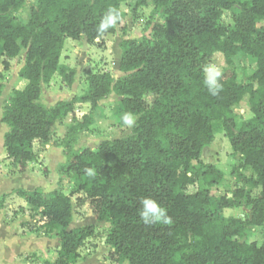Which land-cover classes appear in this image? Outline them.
<instances>
[{
    "label": "trees",
    "instance_id": "trees-1",
    "mask_svg": "<svg viewBox=\"0 0 264 264\" xmlns=\"http://www.w3.org/2000/svg\"><path fill=\"white\" fill-rule=\"evenodd\" d=\"M128 0H37L27 23L15 15L26 0H0V48L5 71L25 52L19 71L28 85L15 90L3 108L8 127L4 149L18 174L35 162L37 144H49L52 126L72 116L61 142L67 158L60 173L72 185L70 195L42 188L17 190L43 230L57 232L59 248L54 262L77 264L83 246L97 235L95 225L70 229L74 221L73 197L84 195L98 222L110 224L107 245L117 264H264V243L245 241L252 229L264 226V0H139L152 2L164 18L153 37L121 43L120 72L96 73L88 78L82 96L41 103L43 86L56 75L67 87L76 70L61 63L67 39L102 42L117 33ZM109 9L119 13L114 27L98 31ZM230 13V20L226 15ZM231 65L239 54L252 58L257 69L247 83L233 73L221 76L223 90L217 96L204 84L203 68L214 55ZM0 70V97L4 85ZM111 94L120 98V109L136 118L132 134L103 140L96 149H76L79 135L93 124L91 114L76 116L78 104L97 109ZM148 95L153 96L148 100ZM248 97L252 113L239 121L236 109ZM224 132L247 176L235 167L232 196L219 199V210L251 209L245 218H226L212 209L211 189L225 174L204 164V151ZM95 177L85 174V169ZM202 181L205 189L193 194L188 188ZM260 190L257 196L245 187ZM152 198L167 209L170 224H145L141 200Z\"/></svg>",
    "mask_w": 264,
    "mask_h": 264
},
{
    "label": "rangeland",
    "instance_id": "rangeland-1",
    "mask_svg": "<svg viewBox=\"0 0 264 264\" xmlns=\"http://www.w3.org/2000/svg\"><path fill=\"white\" fill-rule=\"evenodd\" d=\"M37 0H26L24 7L15 13L21 21L27 23L30 19L32 5L36 4ZM122 11L124 17L118 31L114 35H109L104 38L102 42L87 43L85 47L83 41H74L67 39L62 53L61 63L69 64L76 70L75 82L72 87H67L62 78L56 75L49 85L43 86L41 95V103L47 107L56 105L59 101H70L76 96H82L86 93L88 88V78L96 73L110 72L116 79L124 76L120 72L121 61V43L124 39L142 41L153 37L154 26L164 22V18L160 12L155 10L152 2L146 5H141L139 0H128L123 3ZM231 15H226V20L229 21ZM264 25V23L259 26ZM2 49L0 48V70L4 72V79L2 84L4 90L0 97V179L3 180L5 176L10 173V166L7 163V155L2 149L3 137L5 129L1 122L3 115V108L7 105L14 95L15 90H24L26 87L19 78L20 66L25 58V52L22 55L10 62L9 71H5L1 56ZM212 65L221 70V76L235 74L241 83H247L248 78L257 69L256 62L244 54H239L233 58V63L228 65L222 54L214 55ZM27 82L26 80H23ZM148 100H152L153 96L148 95ZM248 97L241 103L236 114L239 116V121L248 120L253 115L247 105ZM97 109H92L89 104H78L76 107V116L82 117L85 114H91L93 117V124L91 127L79 135V141L76 149L91 148L96 149L99 143L103 140H114L121 137H126L132 134V128L127 127L123 123V112L120 109V98L112 94L105 100L99 103ZM137 120V118H136ZM72 122V116L64 121L55 123L52 126L54 137L53 140L46 145L37 144L34 151L37 155L35 162L29 163L28 179L29 184L26 188H42L46 193L54 190H60L70 195L72 185L70 179L60 173V169L67 163L64 150L61 142L66 137L69 125ZM204 164L215 165L225 174L224 182L219 186H214L211 189L212 195V209L220 216L226 218H245L251 214V209L246 208H229L220 211L219 199L223 196H232V191L235 189V182L232 176L233 169L240 167L241 171L250 176L251 170L242 166L240 156L233 153L229 140L224 132H218L215 136L214 143L204 151L202 158ZM27 171V170H26ZM11 173H14L13 171ZM26 173V172H25ZM23 173V174H25ZM22 175V174H21ZM17 180L11 182L0 183V191H4L8 185H18ZM205 189L202 181L188 188V193H195L199 190ZM246 192H250L252 196H257L260 190L245 187ZM10 196L18 197L15 192L7 195L6 192L0 194V208L2 205H13ZM83 197H73L74 205V221L72 227L95 225L97 228V235L90 239L81 249V258L77 264H117L116 259L112 257V248L107 245L106 234L109 230L110 224L105 222H98L91 210L90 202L83 204L85 201ZM4 207V206H3ZM13 217L22 216L25 223L23 228L28 233L29 240L36 242L42 238H49L43 230V223L39 216L32 217V212L22 211L17 205L14 208ZM0 215V221L2 220ZM10 217V215H7ZM8 226L1 224L0 226V257L6 258L7 248L4 246L8 238ZM245 241L249 243L256 242L259 245L264 243V226L252 229L248 238ZM59 237L57 233H53L47 240V244L43 245L41 249L36 252L28 253L25 256L26 263L29 264H45L54 262L56 257V250H58ZM29 247V246H28ZM40 254V255H38ZM8 264H23L22 262H13L7 260ZM128 264V263H125Z\"/></svg>",
    "mask_w": 264,
    "mask_h": 264
},
{
    "label": "crops",
    "instance_id": "crops-1",
    "mask_svg": "<svg viewBox=\"0 0 264 264\" xmlns=\"http://www.w3.org/2000/svg\"><path fill=\"white\" fill-rule=\"evenodd\" d=\"M24 61H25V58L23 59L22 65L20 66V69L23 67ZM65 65L69 66V64H67V63ZM22 83L25 85V87L28 85V82L22 81ZM2 117H3V115H2ZM1 122H2V118H1ZM4 129H5V134H6L8 131V127L5 125ZM5 134H4V136H5ZM2 145H3L2 149L6 153V151L4 149V139H3ZM7 163L10 166V173L8 176H5L3 180L0 179V183H3V182L6 183V182L15 181V180H17L20 183H18V185H15V186L8 185V187H5L4 191H0V194L2 192L4 193L7 191V195H11L14 192H16L17 190L31 191V190L36 189V188H33V189L26 188V186L29 184V179H28V175H27L28 171H29V167L27 168L26 173L21 175L15 171V168H14V166L10 160H7ZM12 171L14 173H11ZM74 197L80 198V197H83V195H78V196H74ZM10 199H12L11 203L13 205L10 204L9 206H7V204H4L0 208V215H3L2 220L0 221V226H1V224H3L4 226H8V230H9V232H8L9 240L6 239L7 243H5V245H4L7 248L8 254H7L5 259L0 257V264H8L7 260H13V262H22L23 264H29V263H26V261L24 260L25 256L28 253L36 252L37 250L41 249L43 245H46L47 240L52 236V234L49 236L48 239L45 237V238L37 240L36 242L30 241L29 237H28V233H26L25 229L22 226L23 223H25L22 216H18V217L14 216L13 217V215H14L13 212L15 210L14 208L16 205L18 207H20L22 209V211H25L27 213L29 212L28 211V205L25 202V200L20 198L19 196L18 197L10 196ZM7 215H10V217H8ZM78 227H81V226H78ZM74 228H77V227H74ZM74 228L72 226H70V229H74ZM57 245H59V244L57 243ZM55 252L57 255V250ZM38 255H40V254H38Z\"/></svg>",
    "mask_w": 264,
    "mask_h": 264
},
{
    "label": "clouds",
    "instance_id": "clouds-1",
    "mask_svg": "<svg viewBox=\"0 0 264 264\" xmlns=\"http://www.w3.org/2000/svg\"><path fill=\"white\" fill-rule=\"evenodd\" d=\"M118 20L119 13L109 9L105 17L101 20L98 31L102 33L108 28L114 27ZM203 73V82L209 93L213 96L219 95L223 90V85L220 83L222 75L221 70L212 64H208L203 68ZM123 123L127 127L132 128L135 126L136 117L132 113H125L123 116ZM85 174L92 178L95 177L94 170L90 168L85 169ZM140 203L141 208L139 214L145 224H170L172 222L171 217L167 214V209L161 206L156 200L152 198H143Z\"/></svg>",
    "mask_w": 264,
    "mask_h": 264
},
{
    "label": "water",
    "instance_id": "water-1",
    "mask_svg": "<svg viewBox=\"0 0 264 264\" xmlns=\"http://www.w3.org/2000/svg\"><path fill=\"white\" fill-rule=\"evenodd\" d=\"M84 45H85V47L87 46V43H88V41H87V39H84Z\"/></svg>",
    "mask_w": 264,
    "mask_h": 264
}]
</instances>
